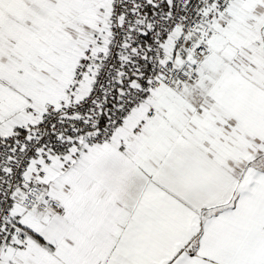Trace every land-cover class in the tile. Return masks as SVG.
I'll use <instances>...</instances> for the list:
<instances>
[{"label":"snow or ice","instance_id":"6c2138e0","mask_svg":"<svg viewBox=\"0 0 264 264\" xmlns=\"http://www.w3.org/2000/svg\"><path fill=\"white\" fill-rule=\"evenodd\" d=\"M0 264H264V0H0Z\"/></svg>","mask_w":264,"mask_h":264}]
</instances>
